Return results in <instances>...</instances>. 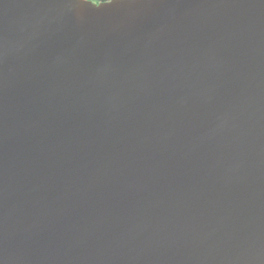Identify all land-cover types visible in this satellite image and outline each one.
<instances>
[{"label":"water","instance_id":"95a60500","mask_svg":"<svg viewBox=\"0 0 264 264\" xmlns=\"http://www.w3.org/2000/svg\"><path fill=\"white\" fill-rule=\"evenodd\" d=\"M0 264H264V0H0Z\"/></svg>","mask_w":264,"mask_h":264},{"label":"flooded vegetation","instance_id":"af4514ba","mask_svg":"<svg viewBox=\"0 0 264 264\" xmlns=\"http://www.w3.org/2000/svg\"><path fill=\"white\" fill-rule=\"evenodd\" d=\"M95 2H99L100 0H94Z\"/></svg>","mask_w":264,"mask_h":264}]
</instances>
